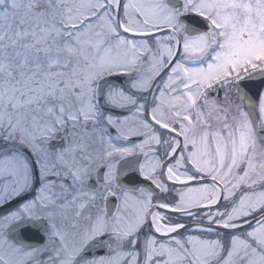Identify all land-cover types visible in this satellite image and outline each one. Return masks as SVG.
Masks as SVG:
<instances>
[{"label":"snow or ice","instance_id":"obj_1","mask_svg":"<svg viewBox=\"0 0 264 264\" xmlns=\"http://www.w3.org/2000/svg\"><path fill=\"white\" fill-rule=\"evenodd\" d=\"M0 264H264V0H0Z\"/></svg>","mask_w":264,"mask_h":264},{"label":"flooded vegetation","instance_id":"obj_2","mask_svg":"<svg viewBox=\"0 0 264 264\" xmlns=\"http://www.w3.org/2000/svg\"><path fill=\"white\" fill-rule=\"evenodd\" d=\"M186 63H188V64H198L199 62L198 61H187ZM218 98L223 100V92L218 93ZM137 139H139V138H137ZM192 186H196V185L193 184ZM177 187H179V186H177Z\"/></svg>","mask_w":264,"mask_h":264},{"label":"water","instance_id":"obj_3","mask_svg":"<svg viewBox=\"0 0 264 264\" xmlns=\"http://www.w3.org/2000/svg\"><path fill=\"white\" fill-rule=\"evenodd\" d=\"M195 211H202V210H195Z\"/></svg>","mask_w":264,"mask_h":264},{"label":"rangeland","instance_id":"obj_4","mask_svg":"<svg viewBox=\"0 0 264 264\" xmlns=\"http://www.w3.org/2000/svg\"><path fill=\"white\" fill-rule=\"evenodd\" d=\"M222 206H223V204H222ZM222 206H220V207H222Z\"/></svg>","mask_w":264,"mask_h":264}]
</instances>
